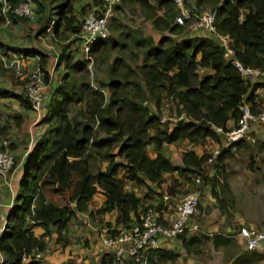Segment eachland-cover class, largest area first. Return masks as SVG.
Returning <instances> with one entry per match:
<instances>
[{
    "label": "trees",
    "instance_id": "obj_1",
    "mask_svg": "<svg viewBox=\"0 0 264 264\" xmlns=\"http://www.w3.org/2000/svg\"><path fill=\"white\" fill-rule=\"evenodd\" d=\"M5 1L15 8L24 0ZM77 1L31 0L36 12L33 21L8 12L9 22H38V34L51 30L58 51L54 55V82L47 68L50 54L12 49L23 56H37L38 67L51 90L38 125L44 129L23 167L20 193L0 238L3 264H24L25 257L44 251V243L33 234L36 227L42 228L44 235L53 229L60 239L72 217L86 211L97 193L104 197L99 213L115 210L116 225L125 228L138 224L150 206H145L146 199L127 190L125 181L153 193L150 185L160 184L166 174L178 173L190 188L192 177H200L210 186L211 196L222 210L227 208L228 200L222 193L228 192V186L221 165L232 150L246 148L248 143L242 141L223 150L212 177L203 168L209 154L197 156L188 150L181 155V166H174L165 156L164 146L188 141L195 147L205 139L221 143L222 135L216 129L227 132L234 128L244 103L251 105L253 113L259 110L254 106V92L264 83L242 77L225 59L218 35L229 36L234 58L243 67L264 71V0H184L185 6L195 12L211 8L215 33H193L187 26L175 24L178 11L171 1L149 4L148 0H118L108 22L110 35L93 42L86 59L74 60L75 54H84L81 36L85 16L92 12L101 17L106 5L105 0H92L76 10ZM2 7L0 3V27L6 23ZM138 13V27L128 28ZM123 17L127 24H121ZM146 25L161 35L157 42L144 35ZM116 31L118 36L112 37ZM7 49L0 44V57L7 58ZM91 58L93 73L106 64L104 75L95 85L88 70ZM0 63V72H4ZM202 70L208 73L201 75ZM0 98L15 99L20 107L31 110L25 90L16 94L0 89ZM163 101L169 103L176 117L184 115V120L172 124L168 118L161 122ZM15 121L18 125L24 119L18 117ZM7 129L2 123L0 136H6ZM14 147L9 146L12 153ZM24 194L27 196L18 203ZM182 237L176 239L182 240L185 253L200 255L201 240ZM211 240L215 250L233 242L222 235ZM177 257L170 250L151 249L147 263L173 264ZM101 264H114V259L105 255Z\"/></svg>",
    "mask_w": 264,
    "mask_h": 264
},
{
    "label": "rangeland",
    "instance_id": "obj_2",
    "mask_svg": "<svg viewBox=\"0 0 264 264\" xmlns=\"http://www.w3.org/2000/svg\"><path fill=\"white\" fill-rule=\"evenodd\" d=\"M91 1L92 0H78L75 3L76 10H79L81 7H86L85 5L91 3ZM206 8L211 9L210 7H205L204 9ZM133 18L134 19L131 23V27L128 28L135 30L139 25L140 14L138 13ZM122 19L123 20L121 21V24L128 23L126 20H124V17ZM39 28L40 26L38 22L19 21L17 23H12L10 20L7 26L3 25L0 27V44H5L6 48H8L7 50L10 51L15 47L25 48L33 50L34 52L50 54L51 58L55 55V51H58L57 42L55 39H52L50 33L51 30L43 34H38ZM143 32L145 36H152L156 42L161 37V35L151 31L148 25H146ZM118 34L119 33L116 31L113 33L112 37H117ZM70 48L74 49V45H71ZM12 52L14 51L12 50L11 53ZM9 56L10 55L8 54L7 58H10ZM3 57L6 58V56ZM83 58L86 59L87 54L78 53L77 55L75 54L73 56L74 60ZM56 60V57L54 60L52 58V62L49 61V67H47L51 74V78L53 79L52 81L54 82L57 77V73L54 71ZM111 60L112 58H110L109 62H111ZM19 61V64L13 65L12 68L7 69L2 66L5 71L0 72V89H5L16 94L23 93L24 90L26 91V84L29 81L30 75L36 69V67H38V58L37 56L36 58L32 56H22L20 57ZM89 61L90 64L88 65V70L90 71L91 82L95 85V81L97 79H101L102 75H104L106 64L101 66V71H96L97 73H93L91 71V66L93 63L92 58L89 59ZM129 64L134 65L132 62ZM50 90V85H47L45 92L49 94ZM106 94H108V92H106ZM168 104L169 103L165 101L161 102V118H170L175 115L173 113L174 111L169 110ZM149 106L152 109H155L153 104L150 103ZM2 109L3 111L1 112L2 114H0V118L3 125L7 126L8 129L6 136L1 135V137L2 139H8L11 143L16 144L13 152L16 158L19 159L18 161L20 163V159H25L28 157L31 144L34 139H32V136L36 134V138L38 139L39 134L44 129L42 126H38L40 124L39 121L41 118H38V115L32 110L28 112V110L21 108L19 102L12 98L0 99V111ZM21 113H26L27 116L25 115V118H23L24 121L17 125L15 118H22ZM28 119L32 122L26 128V121ZM259 129L261 130L260 136L262 137H257L254 144H249L246 148H241L240 150L232 153L226 159V161H224L223 165H221V169L225 171L224 175L226 177V184L228 186V192L222 193V196H225L228 200L227 208L222 210L220 205L215 200L208 197V191L202 181L200 183L201 186L194 184L191 186V188L189 186L184 188L181 186L174 187V193L177 194L176 200L173 201L175 202V205L178 204V202L186 193L200 188L201 205L198 208V213L191 220L192 223L198 225L200 230L199 232H211L212 234L225 233L231 235L232 233L235 234L239 229L244 227L264 231V148L261 147L264 140V127L261 125V128ZM178 147L185 148L184 144H179ZM149 153L152 154V150L150 148ZM215 164L216 163L213 165ZM207 168L211 169V166H207L206 171H208ZM130 188L133 187H129L128 189ZM141 189L142 190L137 188L136 193L141 197L143 193L144 195L146 194V197L144 196L145 198H143L150 203L149 206L152 209L155 208L156 205L153 203H157L158 201L155 202L152 200L154 193L147 189H145L144 192L143 188ZM26 196L27 194L22 195V198L18 200V203L21 204ZM147 196H151V198ZM93 206L94 208L97 207L94 203ZM74 222L80 231L78 233L79 235H77V240H82L83 246L80 249H83L82 251L89 252V249L91 248L89 243L93 241L95 236L99 237L101 232H99V229H94V227L93 229H90L82 220L80 222ZM230 231H232V233ZM84 236H87V238L91 239L92 241L86 239V244H84ZM237 243H232L228 247L220 248L219 252L212 248L211 243H205L201 248L202 251L200 252V256H197L195 259L199 261L200 264H235L233 262L234 257L230 258L232 251L237 250L238 246L241 248L240 251H245L243 247ZM236 244L238 246H236ZM258 253L264 255L261 252ZM86 255L87 254L85 253H80V255L76 257L80 258L83 262L89 260L94 261V254ZM192 259H194L192 256L186 261H184L182 258H179L175 264H191ZM93 263H95V261ZM123 264L131 263L130 261H125ZM251 264H264V256H259V259L254 260Z\"/></svg>",
    "mask_w": 264,
    "mask_h": 264
},
{
    "label": "built area",
    "instance_id": "obj_3",
    "mask_svg": "<svg viewBox=\"0 0 264 264\" xmlns=\"http://www.w3.org/2000/svg\"><path fill=\"white\" fill-rule=\"evenodd\" d=\"M174 3L178 14L175 16V24L178 26H187L189 32L204 30L207 33H215L214 13L211 9H203L200 12L190 10L185 6L184 0H168ZM106 5L102 16L98 17L95 13H89L85 16L83 22V50L87 54L90 46L97 40L106 39L110 35L108 22L113 12L114 5L118 0H105ZM3 4L2 13L8 22V12H11L18 18H24L33 21L36 18L35 9L32 7L31 0H24L15 8L6 4L5 0H0ZM149 4H154L155 0H148ZM221 46L225 49V59L235 66L244 79L252 83H264V71L243 67L235 58L231 48V39L227 35H218ZM47 84L44 81V74L39 67L32 72L29 81L26 84V97L33 112L41 118L44 112V106L49 100V94L45 92ZM240 118L234 128L227 132L216 129V132L222 135L220 148L212 150L206 162L214 163L223 150L233 147L239 142L254 144L255 138L251 133L253 124H264V104L257 113H253L250 106L244 103L240 107ZM176 121L184 120V115L173 116ZM168 118H161V122ZM2 122L0 120V128ZM15 158L9 149V145L4 143L0 148V192L5 185H9L10 176L14 170ZM198 183V181H197ZM199 186V184H197ZM199 188V187H198ZM200 202V188L186 193L175 208V216L168 223L162 222L159 210L149 207L140 217L138 224L131 225L128 228H119L113 235L104 236L102 245L105 248L113 250V256L118 264H123L128 259L133 264H148V250L156 249L162 242L175 240L178 236L186 232L192 235L200 230L195 223L190 221L197 214ZM245 237V247L248 251L264 249V231L251 230L242 232ZM30 257V256H28ZM4 259L0 253V264Z\"/></svg>",
    "mask_w": 264,
    "mask_h": 264
},
{
    "label": "crops",
    "instance_id": "obj_4",
    "mask_svg": "<svg viewBox=\"0 0 264 264\" xmlns=\"http://www.w3.org/2000/svg\"><path fill=\"white\" fill-rule=\"evenodd\" d=\"M8 23H9V21L6 22L4 24V26H7ZM3 45H5V44H3ZM15 48H19V47H15ZM15 48H13V49H15ZM9 49H11V48H9ZM22 49H25V48H22ZM26 50H29V49H26ZM29 51L34 52L33 50H29ZM8 54L10 55L9 56L10 58H4L3 56L0 57V61L3 64L2 66L7 68V69L12 68L13 65H18L20 62L19 61L20 57L23 56L20 53L19 54L15 53V52L11 53V51ZM16 55H18V56H16ZM47 55H49V54H47ZM29 56L36 58L35 55L34 56L29 55ZM29 56H25V57H29ZM52 58L54 60L55 56L50 58V62H52ZM206 73H208L207 70L200 71L201 75H205ZM262 85L258 89H256V91L254 92V95H255L254 106H255V108H260L264 104V84H262ZM0 99H3V98H0ZM5 99H7V98H5ZM246 104L251 106L247 102H246ZM2 111H3V109L0 111V114H2L1 113ZM29 111H31V110H29ZM25 115L27 116L26 113H21L22 118H25ZM169 120L171 121L172 124L177 122L174 117H170ZM31 122L32 121H29V119L26 121V128H27V126H29V124ZM9 123H10V121H9ZM261 125L264 127V124H253L251 126V133H252L253 137L255 138V141H256L257 137H262V136H260L261 130L259 129V128H261ZM35 139H36V137L32 141L28 156L32 152L33 146L35 144ZM4 143L8 144L9 146L10 145L16 146L15 143H11L8 139H4V138L2 139V137L0 136V148L2 147V145ZM262 143L264 144V140ZM179 144H184L185 148L178 147ZM220 144L221 143L217 144V143H214L213 141H211L209 139H205L202 143L198 144L195 147H192L188 143V141H182V142H176V143H172L169 145H165L164 146V153H165V156L170 160V162L174 166H181V155H182V153H184L188 150H193L197 156H201L203 154L208 155L212 150L220 148ZM263 144L261 145L262 148H264ZM240 149L241 148H239V150ZM236 151H238V149L232 150L231 154L236 152ZM13 154H14V152H13ZM14 156H15V154H14ZM15 158H16V156H15ZM27 158L20 159V163L18 161L19 159L16 158L17 164L14 168V171L12 172V174L10 176V183H9V185H5L4 188L2 189V191L0 192V238H1L2 234L4 233L7 218L10 215L13 207L15 206V204L17 202V198H18L19 193H20V183H21V180L23 177V169H24L23 167L26 164ZM214 163L208 164L206 162L203 165L205 173L209 177H212L215 173V168L213 165ZM209 165L211 166V169L207 168L208 171H206V167ZM209 170H210V172H209ZM192 181H193V185L199 184L201 186L200 183L202 180L200 177H194V178L192 177ZM197 181H198V183H197ZM150 186L153 189V193H154L152 196V200H154L155 202L158 201L157 203H153V204L156 206H159L160 214L162 217V222L164 224H168L174 218L175 208L177 206V204L175 205V202H173L176 200V196H177V194L174 193V190H175L174 187L175 186H181L183 188L188 187V182L185 181L184 178L181 177L178 173H171V174L164 175L163 180L161 181L160 184L150 185ZM204 186L208 191V197L213 199L211 196V193H210V191H211L210 186L206 185V184H204ZM129 187H133V188L128 189ZM125 188L127 190H132L135 193V195L140 199H144L146 197V194L144 195V193H143L142 197L136 193L137 188H140V190H142L141 188H143V191L145 192L146 188L143 186H138V185H135L132 183H127L125 181ZM177 189H179V188H177ZM200 199H201V192H200ZM103 202H104L103 195L101 193H97L96 196H94L93 199L88 204L86 211L76 213L74 215V217H72V219L68 223L67 230L63 233V236L60 239H58L56 233H54L52 231L53 229H51V232L49 235H44V230L42 228H40V227L34 228L33 229L34 236L44 243L45 249L42 252H33L30 257H25L23 259V263L29 264L30 262L35 261V262H38L39 264H101L102 258L105 255H109L114 259L113 250L105 248L102 245V238L104 236L113 235L119 228H122V226L116 225L115 221L118 217V213L115 210L110 211V212H106L104 214L99 213V210L103 207ZM93 203L96 204V206H97L96 208H94ZM144 204H145V206L150 205V203L147 202V200L144 202ZM200 205H201V202H199V206ZM199 206H198V208H199ZM197 213H198V210H197ZM81 220L90 229H93V227H94V229H96V230L99 229V232H101L99 237H96V236L94 237L93 241L91 239L87 238V236L83 237L84 238L83 239L84 244H86V239L92 241L89 243V245L91 247L89 249V252L82 251L83 249H80L83 246L82 240L79 238H78L79 241L77 240V237H78L77 235H79L78 233L80 231H79L78 226L76 224H74L75 223L74 221L80 222ZM190 223L193 224L192 221H190ZM251 230H255V229H250L248 227H244V228L239 229L235 234H233L232 231H230L232 233L231 235L230 234L228 235L225 233L212 234L211 232H207V233L206 232H199L195 235H192V234L186 232L182 238H183V240H190V239L195 238V237L200 239L202 244H201L199 251L201 252L202 251L201 248L203 247V244L211 243V241H212L211 239L214 236L222 235V236L230 237L233 240L232 243L238 242L239 245H241L243 247V249L245 250L243 252L240 251L241 248L237 245L238 244L237 243L236 246H238V249L232 251V254L230 256V258L234 257L233 262L235 264H251L254 260L259 259V256H264V255L258 253V252H261L264 254V249L255 250V251H248L246 249L245 237L242 235V232H247V231H251ZM256 231H260V230H256ZM181 241H182L181 239H175L172 241L162 242L158 246V248H156V249H162V250L166 249L168 251L170 250V251L175 252L178 255L176 261L179 258H182L184 261H186L189 257L192 256V257H194V259L191 260V264H200V262L195 259L197 257V255L193 256L192 254L188 255L185 253V251L182 249V246H181L182 242ZM211 246H212V244H211ZM212 248H213V246H212ZM216 251L219 252V250H216ZM80 253H85L87 255L88 254H91V255L94 254L95 255V258H94L95 263H93L94 261H90V260L84 261V262L81 261L80 258L76 257V256H79ZM198 256H200V255H198ZM236 259H237V263L235 262ZM127 261H130V263L133 264V262L129 259ZM176 261L173 264H175ZM114 264H118V263H116L115 259H114ZM165 264H170V263L168 262Z\"/></svg>",
    "mask_w": 264,
    "mask_h": 264
}]
</instances>
